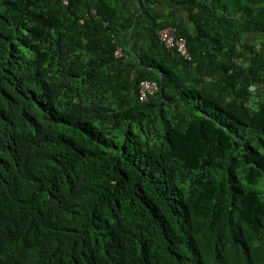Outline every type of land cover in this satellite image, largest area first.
Here are the masks:
<instances>
[{"label":"trees","instance_id":"obj_1","mask_svg":"<svg viewBox=\"0 0 264 264\" xmlns=\"http://www.w3.org/2000/svg\"><path fill=\"white\" fill-rule=\"evenodd\" d=\"M174 1L131 59L107 0H0V264H264V0Z\"/></svg>","mask_w":264,"mask_h":264},{"label":"crops","instance_id":"obj_2","mask_svg":"<svg viewBox=\"0 0 264 264\" xmlns=\"http://www.w3.org/2000/svg\"><path fill=\"white\" fill-rule=\"evenodd\" d=\"M84 3L86 0H83ZM111 2L117 10L116 30H118V40L120 47H124V56L136 58V54L151 41L153 34V24L155 21L174 20L182 21L190 25V8L186 4L174 0H107ZM93 16L97 15V10L91 11ZM244 43L254 44L259 51L264 50V33L250 32L246 34ZM122 47V48H123ZM123 56V57H124ZM122 58V57H121ZM249 63V61L245 62ZM223 74L218 71L215 75L217 79ZM262 88V87H261ZM261 88L258 84H252L249 90L248 107L257 105V95Z\"/></svg>","mask_w":264,"mask_h":264},{"label":"built area","instance_id":"obj_3","mask_svg":"<svg viewBox=\"0 0 264 264\" xmlns=\"http://www.w3.org/2000/svg\"><path fill=\"white\" fill-rule=\"evenodd\" d=\"M68 2V0H63ZM159 38L165 47L169 50H176L180 56L186 60H192V56L187 47V41L182 36H177L175 28L169 27L160 30ZM115 56L121 58L124 56V50L122 47H119L115 51ZM160 89V86L157 81L154 80H142L137 87V95L141 102L147 101L150 96L155 95Z\"/></svg>","mask_w":264,"mask_h":264}]
</instances>
